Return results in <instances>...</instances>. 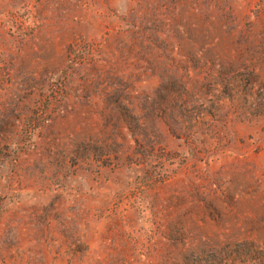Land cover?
I'll return each instance as SVG.
<instances>
[{
	"label": "rangeland",
	"instance_id": "obj_1",
	"mask_svg": "<svg viewBox=\"0 0 264 264\" xmlns=\"http://www.w3.org/2000/svg\"><path fill=\"white\" fill-rule=\"evenodd\" d=\"M0 264H264V0H0Z\"/></svg>",
	"mask_w": 264,
	"mask_h": 264
},
{
	"label": "trees",
	"instance_id": "obj_2",
	"mask_svg": "<svg viewBox=\"0 0 264 264\" xmlns=\"http://www.w3.org/2000/svg\"><path fill=\"white\" fill-rule=\"evenodd\" d=\"M133 47V46H132ZM131 47V49H132ZM248 88L245 90V93H248V96L250 98H253L254 96V88H255V80H248ZM182 85V90L183 93L180 96H174V100L178 101V105L171 110V112L168 114L170 119L173 121V123L177 126L179 123H182V126H184V129L188 132L191 133L193 131V129L195 128L196 125V121L195 119V112L192 111L193 108L190 107V95L188 93V91L186 90V85L184 83L181 84ZM131 114H125V113H119L118 115H114V117H116L117 120H122L127 126L128 129L134 133V137H136V139H142V136L140 134V128L139 130H132L130 128L131 122L133 121V116ZM83 131V130H82ZM89 134L90 140H95L98 143H100L99 140V136L96 134H92L91 131H85L84 132V136L86 137V135ZM86 140V139H84ZM88 141V140H87ZM136 143H138L136 141Z\"/></svg>",
	"mask_w": 264,
	"mask_h": 264
}]
</instances>
